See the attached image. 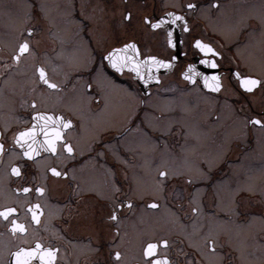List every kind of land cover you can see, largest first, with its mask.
Wrapping results in <instances>:
<instances>
[{"label": "flooded vegetation", "instance_id": "af4514ba", "mask_svg": "<svg viewBox=\"0 0 264 264\" xmlns=\"http://www.w3.org/2000/svg\"><path fill=\"white\" fill-rule=\"evenodd\" d=\"M196 40L220 55L201 52ZM24 41L29 51L14 59ZM129 43L136 48L124 49ZM148 56L171 69L151 66ZM38 67L58 88L40 80ZM237 72L261 84L249 93ZM214 73L219 92L204 84ZM182 94L189 105L198 94L214 103H169ZM224 100L230 106H221ZM262 108L264 0H0V210H17L0 217V264H16L14 253L38 243L27 264H150L163 257L169 264H264V251L262 262L252 263L258 250L244 256L232 235L237 223L264 224V128L248 123ZM35 113L72 123L34 120ZM34 124V140L18 144L17 134ZM45 125L61 131L56 152L41 147ZM29 144L31 158L24 156ZM35 204L39 222L32 220ZM164 207L181 229L174 219L159 220ZM13 220L25 231L13 232ZM148 243L158 245L154 257L143 255ZM48 249L54 258L42 260Z\"/></svg>", "mask_w": 264, "mask_h": 264}, {"label": "snow or ice", "instance_id": "6c2138e0", "mask_svg": "<svg viewBox=\"0 0 264 264\" xmlns=\"http://www.w3.org/2000/svg\"><path fill=\"white\" fill-rule=\"evenodd\" d=\"M187 7L189 9H192L195 7L194 4L189 3L187 5ZM169 16L173 15L172 13H168ZM131 17V13L129 12L125 19H128ZM177 19L183 20L184 17L183 16H177ZM145 21L148 22V18L145 17ZM173 23H175V20H173ZM152 28H157L160 26V22H156V23H152L151 24ZM185 30H187V24H185ZM28 32L31 33L32 29L29 28ZM171 32L168 33V43L171 45L173 43L172 38H171ZM195 46L200 49L201 52L204 53H213L216 56H219L220 53L216 52L214 48H212V46L210 44H206L203 43L201 40H196L195 41ZM124 49H135L136 45L134 43H129V44H125ZM29 42L28 41H24L23 43H21L19 45V52L17 53L16 57H14V59H19L20 58V54L26 53L29 51ZM121 51L120 49H113V52H119ZM109 58L112 57V53L110 52L109 54ZM131 59V58H129ZM146 59L148 61L151 62V66L154 67H164V68H168L170 67V63L167 61H163V60H158L155 56H148L146 57ZM202 63H209L208 60H204L202 61ZM211 64L213 67H216V62L213 60L211 61ZM113 67H117V62L115 60H113ZM188 68L190 70L194 69L193 65H189ZM37 71L39 73V78L41 81H43L45 84H48L49 87L56 89L58 88V85L55 83H50L48 78H47V74L46 71L43 67H38ZM136 71L139 73V65L136 66ZM185 77L187 79H192V76H189L186 73H184ZM236 77L238 78L239 81V85L242 89H244L245 91L251 93L253 92L254 89L257 88L258 85L261 84V81L253 76L250 75H242L240 72L235 73ZM147 82V81H145ZM204 84L206 87L213 89L214 91L219 92L222 88V84H221V80H220V76L216 73L212 74L211 76H204ZM89 87H91V85H89ZM33 104H35V102H33ZM56 120L57 122H63V127L64 128H68L72 121L68 120V121H63L62 117H53L51 115H47V114H41V113H35L34 116V120H47V121H53ZM248 123L253 124V125H258L262 128H264V108L261 109V112L259 115H253L251 117V119L248 121ZM45 128L47 129V125H45ZM37 129L35 127V124L33 127L25 129L22 132H19L17 134V139L16 142L18 144L21 143L22 140H25L28 137H32L33 140L35 138V133H36ZM41 131L43 132L44 136H45V140H46V144L45 145H41V147H45L47 149H50L52 152H56V142L57 141H62L63 140V136L61 134V131L59 128H51V129H41ZM51 134V135H50ZM23 146V145H22ZM63 147L67 150L68 153H72L73 152V148L70 144L68 143H64ZM3 146L0 145V151H2ZM35 149L33 148V146L31 144L28 145V150L24 152V156L31 158L33 155H35ZM50 171L56 175V176H60L61 173L59 171H57L56 168H51ZM12 172L15 173L16 175H20V169L16 166L12 167ZM64 175H67V173H64ZM161 176H165L166 173L165 172H161L160 173ZM37 193H43L44 189L43 188H36L35 189ZM17 191H21V189H17ZM23 192L27 193L29 191V188L25 187L22 189ZM130 204V202H129ZM153 207H155L156 205L153 204ZM40 209V205L39 204H35V205H30V210L32 211V220L39 222V210ZM17 210L15 208H4L3 210H0V217H4V218H8L9 214H13L15 213ZM193 211H195V209H193ZM109 219L115 220L116 219V215L115 213L112 214L111 217H109ZM11 227H12V231L15 232L17 229L20 232H24L25 231V226L21 223H17L15 220L12 221L11 223ZM161 243L163 244H167V241H161ZM41 246L39 245V243L36 245L35 249H21L19 251H17L16 253H14L15 257H16V264H27V259L31 258L32 255L35 254V252L37 251V249H39ZM158 245L156 243H148L147 246L144 248L143 250V255L145 257H154V255L156 254V250H157ZM54 251L53 249H48L46 250L45 254L41 255V259H44V255H46L49 260L54 258ZM121 253L119 251L115 252V257L118 259L120 257ZM150 264H169V261L167 259V257H163V258H154L150 261Z\"/></svg>", "mask_w": 264, "mask_h": 264}, {"label": "rangeland", "instance_id": "374dc122", "mask_svg": "<svg viewBox=\"0 0 264 264\" xmlns=\"http://www.w3.org/2000/svg\"><path fill=\"white\" fill-rule=\"evenodd\" d=\"M228 26L224 25L223 27H221V31L222 33L224 34V37L227 38V39H230L232 38L233 34L230 32V26H229V29H227ZM257 60L259 59V56H256ZM245 61L247 62V59L245 58ZM251 66L254 68V63L251 64ZM186 94H182L178 99H176L175 97L174 98H169V103L171 102H178L179 104H181V106H185L183 108H189L188 106H193L196 107L199 105V103H201L204 107L205 105L207 106H212V104L214 103V101L206 96V95H202V94H198V98H197V101L195 104L193 105H189L187 104V101H186ZM182 102V103H180ZM210 103H212L210 105ZM221 106H230L228 102H226L225 100L222 102ZM201 107V106H200ZM197 108V107H196ZM198 109V108H197ZM210 113V112H208ZM202 114H204L203 116L206 115V112H201L199 116H202ZM180 118H184L183 116H179ZM241 122H243V118L242 117H239V120H238V124ZM239 124V125H240ZM238 130H240V128H237ZM204 129L202 128H196L194 130L195 134L198 136V138L200 140H202L204 138V135L205 133L203 132ZM161 150H165V149H161ZM193 151V150H192ZM257 155V154H255ZM257 183H261V180L259 179L256 180ZM261 188V187H259ZM258 188V189H259ZM159 214V220L161 219H174V227H179L180 229L182 228L181 225L179 226V223L177 222V215L175 213H173L171 210H169L168 208L164 207L163 209L159 210L158 212ZM176 219V220H175ZM165 222H163L164 224ZM260 229H264V224L263 226H259L258 223L257 224H248V225H242V224H236L235 226V231H232V235H233V238L235 240V245L239 248H241V252L244 254H246V256L249 254L250 250L251 249H257L258 253H260L257 256H253V259H252V263L253 261H255V263L259 262L261 263L262 262V256H260L262 254V252L264 251V238L262 239H257V231L260 230ZM264 232V230H262V233ZM260 237H262V235H260ZM254 264V263H253Z\"/></svg>", "mask_w": 264, "mask_h": 264}, {"label": "water", "instance_id": "95a60500", "mask_svg": "<svg viewBox=\"0 0 264 264\" xmlns=\"http://www.w3.org/2000/svg\"><path fill=\"white\" fill-rule=\"evenodd\" d=\"M119 53V52H118ZM113 55H115V54H113ZM164 69H171V67L170 68H164Z\"/></svg>", "mask_w": 264, "mask_h": 264}, {"label": "bare ground", "instance_id": "6f19581e", "mask_svg": "<svg viewBox=\"0 0 264 264\" xmlns=\"http://www.w3.org/2000/svg\"><path fill=\"white\" fill-rule=\"evenodd\" d=\"M258 173V172H257Z\"/></svg>", "mask_w": 264, "mask_h": 264}]
</instances>
